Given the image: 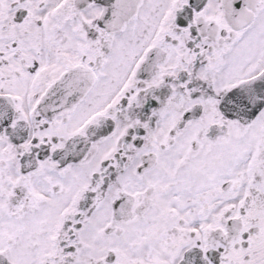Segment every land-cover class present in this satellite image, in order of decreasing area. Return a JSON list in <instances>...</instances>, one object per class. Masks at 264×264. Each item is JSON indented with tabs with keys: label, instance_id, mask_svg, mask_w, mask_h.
Here are the masks:
<instances>
[{
	"label": "snow or ice",
	"instance_id": "1",
	"mask_svg": "<svg viewBox=\"0 0 264 264\" xmlns=\"http://www.w3.org/2000/svg\"><path fill=\"white\" fill-rule=\"evenodd\" d=\"M0 264H264V0H0Z\"/></svg>",
	"mask_w": 264,
	"mask_h": 264
}]
</instances>
